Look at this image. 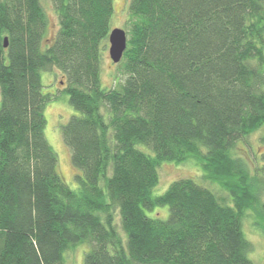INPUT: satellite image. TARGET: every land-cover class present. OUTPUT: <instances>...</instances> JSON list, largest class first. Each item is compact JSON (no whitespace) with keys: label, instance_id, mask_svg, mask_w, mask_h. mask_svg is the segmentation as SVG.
Here are the masks:
<instances>
[{"label":"trees","instance_id":"trees-1","mask_svg":"<svg viewBox=\"0 0 264 264\" xmlns=\"http://www.w3.org/2000/svg\"><path fill=\"white\" fill-rule=\"evenodd\" d=\"M50 1L44 45L41 1L0 0V264H63L82 243L83 264H253L242 219L264 214V153L252 176L233 151L259 130L264 146V0H128L108 89L113 0ZM53 70L77 112L61 127L76 190L44 136ZM189 160L229 203L190 179L151 195L161 162Z\"/></svg>","mask_w":264,"mask_h":264},{"label":"rangeland","instance_id":"rangeland-1","mask_svg":"<svg viewBox=\"0 0 264 264\" xmlns=\"http://www.w3.org/2000/svg\"><path fill=\"white\" fill-rule=\"evenodd\" d=\"M44 12L47 17V30L43 40L46 45L51 42L58 29V19L53 10L50 0H40ZM128 0H113V14L110 21V29L121 28L125 30V23L128 18L127 12ZM108 42L106 44L105 52L102 58L101 81L102 87L108 89L114 86L115 67L108 55ZM42 93L56 96L46 104L44 116L46 125L44 128V136L48 144L57 156V174L72 190L77 189L75 176L80 173L71 163L70 150L64 143L61 127L66 124L72 115L77 112L69 105L68 95L62 91L65 84V79L57 71H42L41 74ZM261 131H257L248 136L245 140L237 143L234 149V156L240 158L248 168L252 176L258 175L255 173V168L260 164L258 160L264 153V146L259 142ZM145 153L152 154V152L144 147L139 146ZM260 162V161H259ZM159 180L157 185L152 189L151 195L158 196L165 192L167 187L174 181L179 179H190L200 186L210 189L219 198L229 203L228 197L216 184L208 182L204 179L203 171L193 161L189 160L183 164H176L173 162H161L158 168ZM259 185L261 188V197L264 198V184L259 178ZM152 218L166 220L168 218V208L158 207L152 212L146 213ZM264 224V214L257 211H250L242 219V231L245 238L251 243V251L249 259L253 264H264V235L257 229V225ZM117 229L119 230V222L116 221ZM89 250L85 244H79L74 248L68 250L64 254L63 264H83L84 255Z\"/></svg>","mask_w":264,"mask_h":264},{"label":"water","instance_id":"water-1","mask_svg":"<svg viewBox=\"0 0 264 264\" xmlns=\"http://www.w3.org/2000/svg\"><path fill=\"white\" fill-rule=\"evenodd\" d=\"M127 35L121 28H113L108 35V55L112 63L120 62L126 49ZM7 46V40L4 39V47Z\"/></svg>","mask_w":264,"mask_h":264}]
</instances>
